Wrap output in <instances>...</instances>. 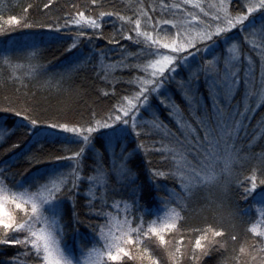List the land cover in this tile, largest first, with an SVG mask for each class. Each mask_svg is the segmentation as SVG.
I'll return each mask as SVG.
<instances>
[{
  "label": "snow or ice",
  "instance_id": "obj_1",
  "mask_svg": "<svg viewBox=\"0 0 264 264\" xmlns=\"http://www.w3.org/2000/svg\"><path fill=\"white\" fill-rule=\"evenodd\" d=\"M91 5L102 8L103 0H91ZM113 17L121 22L119 39L109 38L108 44H131L122 45L105 64L109 53L89 50L83 41L87 37L91 44L97 32L103 38L104 18ZM7 23L10 29L0 35L18 28L48 31L29 33L34 37L29 42L5 43L0 49L5 65L25 59L34 76H48L50 69L38 63L41 48L60 43V34L69 29L76 34L69 37L63 62L51 66L57 70L45 81L49 90L73 102L83 99L88 93L81 91L78 77L87 66L95 71L98 60L111 91L96 90V95L116 102L102 112L90 108L88 119L75 121L50 118L35 94L25 93L19 103L7 96L0 102V114L10 117L0 122V137L7 142L24 132L0 157V264H18L21 258L24 264H84L85 258L88 264H109L129 255L125 246L141 244L148 264H161L154 255L167 250L165 233L176 229L184 218L180 213L186 214L208 190L216 191L221 206L233 194L249 208L261 206V220L248 229L255 243L241 246L239 254L247 258L243 264H264V229L258 230L264 224V0H218L214 5L208 0L152 5L141 0L130 17L115 10L92 16L77 10L62 26L30 22L27 15L12 16ZM116 72L121 78L112 83L109 77ZM145 153L159 155L161 167L149 161L145 174L137 166ZM251 160L258 166L240 180V170ZM22 165H27L23 171H14ZM5 192L22 215L5 212ZM157 202L176 207L150 219ZM106 209L123 213L115 232ZM247 215L237 205L228 214L230 223L221 216L216 225L195 229L200 235L188 264H202L213 254H219L217 264H229L226 244L238 241L236 221L249 222ZM87 244L94 246L86 254ZM14 246H19L15 255L8 256ZM231 259L240 264L239 256ZM168 261L183 264L178 242Z\"/></svg>",
  "mask_w": 264,
  "mask_h": 264
},
{
  "label": "trees",
  "instance_id": "obj_2",
  "mask_svg": "<svg viewBox=\"0 0 264 264\" xmlns=\"http://www.w3.org/2000/svg\"><path fill=\"white\" fill-rule=\"evenodd\" d=\"M144 4L152 5L157 2V0H142ZM169 3H176L177 0H168ZM218 0H208L209 5H214ZM50 3V9H45L44 4ZM141 0H103L102 8H94L91 5V0H0V31H8L10 25L7 23L8 19L12 16H15L17 19H22L25 15L29 17L30 22H43L45 24H59L63 25L64 18L68 16L69 13H75V11H85L86 15L92 16L100 11H118L121 15L125 17H130L133 15V10L137 9L140 6ZM31 4L33 7L28 10V13L24 12V9ZM75 4L76 8L73 9L72 5ZM215 11V9H213ZM121 22L113 18H104V23L102 27L103 38L100 37V32L96 33L98 38H94L91 44H88L87 37L84 38L83 43L87 45L89 50H93L98 47L99 49H104L109 53V60L104 61L105 64L110 63L115 57L112 55L118 53L121 50V46H129L131 42L126 40H121V44H108V39L112 37H117V32L120 28ZM44 31L47 32L48 29H40L39 27H34L31 29L18 28L15 31H9L7 36L0 35V49H3L5 43L9 47L13 42H29L34 39L29 33ZM76 33L72 30L65 29L60 35L64 39L57 44H51L48 46H42L41 51L43 52V58L38 61L39 64L47 66L50 71L48 76H34L32 74V69L30 67L29 61L25 59H14L12 61V67H8L0 60V102H3L4 97H10L13 100H16L18 103L21 102V99L25 93L29 96L32 94L36 95V99L47 109V115L50 118H61L66 117L70 120H81L88 119L89 109L102 112L109 107V105L114 104L116 101L114 99H100L96 95V90H105L111 91V88H106L103 82L102 73L104 69L100 66V61H94L93 64L96 67V70H92V66H87L84 71H82L78 77L77 84L80 87L81 91H86L88 94L83 96V99L76 98L75 102L70 101L68 97L57 96L55 90H49L46 80L50 78L51 72L56 71L57 69L52 68V65H57L62 63L64 60L65 48L70 46L71 40L69 37L74 36ZM91 35V32L88 33ZM37 63V62H32ZM110 73L112 69L108 70ZM98 74H101L98 76ZM119 72L115 73V78L111 76L109 79L112 83L116 82V79H120ZM127 79L125 75L122 77ZM5 81L7 84L5 85ZM118 91L123 93L125 89L118 86ZM71 107V110H69ZM9 115L0 114V122L4 119H9ZM11 119H16L11 117ZM148 119V117H145ZM166 123L175 130V126L166 120ZM255 124V121L252 122ZM15 131V129H13ZM24 132H17L16 135H13L10 140L7 142L4 141L3 137H0V144L3 146L0 147V157H4L5 150L10 148L13 143L18 142L23 139ZM151 143L150 141H146ZM257 144L260 141H256ZM60 148V145L56 146ZM257 152L260 151L259 147L255 149ZM11 155V153H8ZM151 161L152 166L161 167L162 161L160 156L157 154L147 155L142 154L141 158L137 161V166L144 169L145 174H147L148 162ZM259 162L256 160H251L243 169L240 170L239 179L244 180L246 176L251 175L250 168L258 166ZM27 165H22L19 169H14V171H23ZM19 179V177H17ZM239 192L243 191V188L238 189ZM179 191V189H177ZM7 194V192L3 193ZM9 203L8 213L14 217L19 213L22 215L20 209L15 208V205L12 203L11 199L7 200ZM111 203V201L109 202ZM237 205L243 207L248 213L244 217L247 223L236 221L237 227L235 232L238 235V241L233 243L229 241L226 244L228 251L225 253V256L229 258V264H236V261L232 260V256H239L240 264H243V261L247 259L246 257L239 254V248L241 246L246 247L249 244L255 243V239L251 232L248 231L253 224H256L257 221L261 220V216L257 211L261 206L259 204H254L249 208L247 202H245L239 195L233 194L230 201H224L222 206L217 199V193L214 190H208L201 194V198L195 201L190 208L187 210V213L181 212L180 215L183 220L177 221V228L167 231L165 233V239L167 241V250L163 251L158 255H154V258L161 261V264H171L168 261V252L173 251L175 245L179 244L182 252L184 253L183 264H188V253L193 248L195 244V239L199 237L200 233L195 231V229L207 228L210 225H216L217 221L221 216L225 218L226 222H231L229 220L228 214L236 210ZM23 207V206H22ZM175 204H168L165 206L162 203L157 202L156 205L152 208L153 216L150 219H155L156 216L164 217L166 213H169L172 208H175ZM112 214L111 227L113 231H116V224L123 219V213L121 212L117 215L116 209H106ZM179 211V209H177ZM254 216V218H253ZM104 223L103 220L98 221ZM264 229V224H260L258 230ZM107 228H105V233ZM232 231V229H230ZM118 234V233H117ZM91 239V237H86V241ZM219 239V238H217ZM102 243V242H101ZM94 245L87 244L85 253L91 249ZM19 246L10 247L8 256L15 255V248ZM95 247H100L99 244ZM143 247L141 244L139 247L136 245L125 246V250L129 253L128 256L121 254V259L118 261H109V264H148L146 258L143 257ZM235 248V252H233ZM159 252V249H157ZM153 249L149 248V254H152ZM6 258V257H5ZM220 259L219 254H213L209 257H206L202 264H217V261ZM18 264H24L23 258L18 262Z\"/></svg>",
  "mask_w": 264,
  "mask_h": 264
},
{
  "label": "rangeland",
  "instance_id": "obj_3",
  "mask_svg": "<svg viewBox=\"0 0 264 264\" xmlns=\"http://www.w3.org/2000/svg\"><path fill=\"white\" fill-rule=\"evenodd\" d=\"M3 196H4V199H3V204H4V210H5V212H7L8 213V209H9V203H8V199H10L9 197H8V194H2ZM107 231L108 230H106V233H107ZM93 259H95V253H93V257H92ZM84 264H88V260H87V258H85V260H84Z\"/></svg>",
  "mask_w": 264,
  "mask_h": 264
}]
</instances>
